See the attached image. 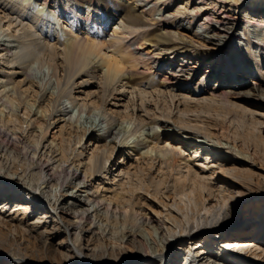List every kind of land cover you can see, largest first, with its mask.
Wrapping results in <instances>:
<instances>
[{"label": "bare ground", "instance_id": "bare-ground-1", "mask_svg": "<svg viewBox=\"0 0 264 264\" xmlns=\"http://www.w3.org/2000/svg\"><path fill=\"white\" fill-rule=\"evenodd\" d=\"M167 1L172 0H155L148 7L150 0H137L135 6H141L146 21L153 23L155 15L162 16L158 4ZM198 3L191 15L176 17L175 26L149 40V29L131 26L126 14L116 17L110 37L98 38L110 20L103 12L95 13L104 25L95 26L93 37L73 32L71 20L67 24L72 30L65 24L69 31L59 29V13L56 17L52 9L46 14L42 8L36 10L32 0H0V71L6 68L14 82L9 86L0 77V99L18 100L12 104L16 109L0 106V116L26 145L17 156L0 146V264H264V207L259 215L253 209L264 200V173L257 182L240 170H232L229 178L221 176L228 169L218 160L225 156L209 149L212 140L222 152L233 147L221 146L222 137L210 131L211 116L204 115L208 110L191 108L192 102L176 87L153 90L151 83L131 84L123 57L114 56L147 44L138 63L143 59L156 66L169 64L168 73L177 78L173 65L181 60V72L195 77L202 61L216 53L211 45H230L238 37L232 11L251 5L250 26H264V0ZM209 7L213 11L206 12ZM86 9L93 11L89 3ZM195 22L200 28H194ZM37 26H47L66 39L58 38L59 44L48 41ZM89 26L88 30L94 27ZM106 49L115 53L107 55ZM190 49L194 57H203L194 65ZM36 67L55 78L56 90L30 80L27 73ZM225 69L214 75L206 70L202 77L215 78L216 90L195 101L208 102L209 109L222 101L224 108L240 110L252 120L250 129L255 132L257 115L264 116L255 108L264 106L255 100H264V82L249 88L242 75L231 79ZM233 81L241 87L228 89ZM218 91L238 101L221 100ZM27 95L31 105L22 102ZM84 115L95 118L84 122ZM17 122H27V129ZM176 123L180 129H175ZM246 123L238 118L233 125L240 130ZM117 151H124L125 157L113 164ZM203 156L206 164L200 170L193 159ZM125 159L132 162L125 165ZM255 186L259 192L251 191ZM243 211L249 212L246 224L239 231H227L231 219ZM253 226L256 233H248Z\"/></svg>", "mask_w": 264, "mask_h": 264}, {"label": "rangeland", "instance_id": "rangeland-1", "mask_svg": "<svg viewBox=\"0 0 264 264\" xmlns=\"http://www.w3.org/2000/svg\"><path fill=\"white\" fill-rule=\"evenodd\" d=\"M33 1H34V5H36L37 7L33 5ZM70 1H73V3H76L77 5L72 6L71 4H68ZM70 1H68V0H36V1L32 0L31 5H33L36 10L38 8H40L39 10L43 9L42 12H44L45 14H46L47 10L51 11V9L53 12L56 11V12H54L55 14L59 13V17L61 19L60 22H62V24H59V25L57 24L59 29L61 27L62 28L65 27V26L69 27V25L67 23L69 20H71L72 22L74 21L75 26L73 27V30L71 29V27H69L70 30H72L73 32L79 33L80 35L87 33L88 35L93 36V37L95 36V33L97 32V31L95 32V30H97L96 27H98L99 25L100 26L104 25L103 21H101L102 18L99 15H96L95 13L98 12V14H100L103 12L102 14H105L106 17H108L110 20H109L108 24H105L106 26H104L106 29H104V32L102 33L103 35H98V38H101V36H103V37L105 36L106 38L110 37V35L114 32L115 23L118 21V18H116V17H121L124 14H126L128 17L130 16L128 18V21H129L131 26H134V25L139 26L141 31L149 29L150 35H148L147 38L149 40H155L154 38L156 37V35L157 36L160 34L164 35V30L167 29V27L175 26V23H177L176 17H177V19H179L182 16H186V15L188 16L189 13L193 12L195 6L197 4H199L198 0H195L196 4H192L190 2L186 4L187 0H172V1H167L166 3L160 2L158 5H159V9L162 8V10H161L162 16H160V14H157L153 17L154 18L153 23H148L146 21V16L141 11L142 10V8H140L141 6L140 7L135 6V4H137V0H70ZM139 1L144 2V0H139ZM154 1L150 0V4L148 5V7L151 6ZM87 3H89L92 6L93 11H91V12L86 11L85 12V10H87L86 9ZM78 4L81 6L80 8L78 7ZM200 5H203L206 7L208 6V4L206 5V3L200 4ZM209 8H207L206 12L213 11L212 8H210V9ZM54 9H57V10H54ZM157 9L158 8L155 9L156 13H157ZM251 12H252V6L251 5L246 6V7H239V9H237V11H232V15L234 16V18L237 17V20H238V22L235 26L236 32L239 34L238 37L234 40V42H230V45H223V46L211 45L210 48H213L216 51V53L214 54V56L212 58L209 57V58H206L205 60L202 61V64L199 68V69H202V71H200V73H198L195 77H193V74L188 76V73L183 74L181 72V68H180L182 65L181 60H177L176 62L174 61V65H173V66H175V69L178 70L176 73L177 78L176 77L172 78L171 74L168 73L169 68L171 67V65H169V64L165 65L164 67L162 65L156 66L152 62L150 64H147V62H144L143 59H140L139 63H138L137 58H139V53L141 52V50H144V51L147 50L146 49L147 44H143L142 46H140V48H139L140 50L138 49L139 52H137L138 51L137 48H134V46H132L131 50L128 53H124L121 55L115 54L114 56L123 57L125 69H127V72L130 76L129 77L130 79L128 78V80L131 84L137 85V86H139V85L142 86L145 83H148V84L151 83L153 85V86L151 85L153 90L156 87L159 88V87L166 86V85H170L174 88L176 87L177 89H179V91L181 93H183L184 95L187 96V102H190V101L192 102L191 108L195 107L199 110H202V109L208 110L207 113L204 112V115L206 114V117L211 116L210 117L211 119L209 118V120H210L209 124H211L210 125V131L215 132L217 134V136L219 135L218 136L219 138L222 137L220 139L221 146H223V147L224 146H232L233 147L232 148L233 150L223 148L224 151L222 152L221 149L217 150V148H220V147H215L214 145H216L217 143L214 139L212 140L214 142L213 147L211 145V147L209 149L217 155H220L222 153L223 156H225L224 157L225 159L218 160L221 164H224L225 169L226 168L228 169L227 173L226 172L222 173L221 176H223L224 178H229L230 175H232V173H231L232 170H235V172L240 170L242 173H246V175L249 174L252 177L255 176V181L257 182V180L259 181L260 178H263L262 173H264V116L261 114L257 115L256 122H259V123L257 124L258 125L257 131L255 130V132L257 133L256 134L254 132L253 128H252L253 129L252 131L250 129L251 128L250 124L252 123V120L248 121V118H249L248 116L244 117V114H242L240 110L239 111H232V110L230 111V108H224L223 107L224 104L221 100H223V99L228 100L229 99L230 101H236V100L238 101V99L235 98L234 96L233 97L228 96V95L224 94L223 92L219 93L220 91H218V94L219 95L221 94L220 96L218 95V97H220V99H221L220 100L221 102H217L216 104L214 103L215 105L213 104V106L210 105L212 109H209L210 107L206 106V105H209L208 102H207L208 104L202 103L201 102L202 100H201L200 101L202 103V105H201V103L199 104V102L195 101L197 98L202 97V96L207 95V94L210 95L213 92V90H216V88H214V87H217L215 78H213V77L210 78L208 76L202 77V75H205L206 70H211V72H213V75H214L215 72L222 71L224 68H226L225 71H228L227 75L231 76V79H237L238 77H240V75H242L243 79H245L249 82L248 83L249 88L254 87L255 82H258V83L264 82V63L261 61V60H264V26H260V25H257V26L254 25L253 27L250 26L249 20L252 19ZM86 14H88V15H86ZM167 14H168V17H167ZM57 15L58 14H56V17H57ZM189 15H191V14H189ZM72 16H74V17H72ZM97 19L99 21H97ZM53 23H54V21L51 20L50 24H53ZM89 23H91V24H89ZM64 24H65V26H64ZM89 25H92L94 27L96 26V27L95 28L91 27L88 30V28L90 27ZM66 27L64 28L65 31H69L68 29L66 30ZM39 28L40 29L42 28V29L39 30ZM99 28L102 29V27H99ZM171 28H168V29H171ZM194 28L195 29L200 28V23L195 22ZM64 29H63V32H64ZM37 32L42 37H44L46 40L52 41V42H58V44L60 42L58 38H60V40L66 39V37H64V38H63V36L57 37L55 34L51 33L48 30L47 26H42V27L39 26L37 29ZM71 34H73V33H70L69 36H67V37H70ZM135 35H136V33H135ZM165 37L168 39L172 38V36L170 34L165 35ZM136 38H134V39H136ZM130 39L131 38H129V40ZM130 41L136 42V40H130ZM8 44L10 46V43H8ZM167 45H168V47H173L174 42L168 43ZM198 45H199V43H198ZM109 50L110 49H106L107 55L108 54L111 55V54L115 53V52L109 51ZM188 54L190 55V57H192L194 59V60H191L192 65L197 63L195 59H197V60L203 59L202 56H195V57L193 56L194 49H190ZM168 56L170 57L171 55H167V56L164 55L163 57L166 58ZM243 60H248L249 62H243ZM28 68H29V65H27L25 67V72H27ZM35 69L36 70H34V71L30 70L27 73L30 80L33 83H35L36 85H41L43 87H49L51 89V91L56 90L55 78H53L50 75L48 76L47 74H44V72L39 70L37 67ZM7 71L8 70L6 68L1 70L0 71V77L4 78V80L6 81V84H8L9 86H13L14 82L10 78H8ZM91 79H93V78H91ZM95 80L98 81V79H95ZM79 81H81V79H79ZM93 82H94V80H93ZM198 82H200V83H198ZM226 87H228V89H230L232 87L240 88L241 85L237 84L236 81H233V83L227 84ZM93 88L96 89V86H94ZM196 88L201 89L202 92L199 94H196V91H195ZM86 90H88V88H85V91ZM4 100L5 99H3V100L0 99V104H1L0 106L1 107L4 104H8V105H10L8 107V110L12 109V108L16 109L15 108L16 106L13 107L12 104H17L18 100L14 99L13 101L10 100L9 102L6 101L5 103H3ZM255 100H259L258 102H260V104L264 103V100L261 98H257ZM239 101L243 102V100H241V99ZM249 101H250V99H249ZM22 102L24 105H27V104L31 105V103H33L31 97L28 95L23 96ZM195 102H196V104H195ZM224 102L226 105V101H224ZM183 107L189 108L188 103L187 104L185 103V105ZM255 108L259 109V111L264 113V106L262 107L259 105V106H255ZM76 111L77 110L75 109L74 110L75 114H77ZM85 116L86 115H84L82 117V121H84V122L91 121L95 118L92 116L85 118ZM238 118L241 120H245L247 122L245 124V126L241 127V129H240L241 131L239 129L237 130V127L234 126V125H237ZM1 119H2V116H0V146L6 145V147L9 148V152L12 155L17 156L19 153H22L24 151V149L26 148V145H25L23 139H20L19 137H17V135H15L12 130H10L11 128H9V125H7V122L3 121ZM235 119L237 122L235 121ZM235 122H236V124H235ZM176 124H177V126L175 127V129H180V127L182 125L180 123H176ZM194 124H196V125L199 124V126L203 127V124L200 122H198V123L194 122ZM218 125H220V126H218ZM17 126H19L21 129L25 130L28 127V123L27 122H25V123H23V122L18 123L17 122ZM228 127L229 128L233 127L235 129H233V128L229 129ZM232 131H235V132L233 133ZM228 132H229V134H228ZM253 134H255V137ZM180 136H183V135H180ZM251 136H253L254 138ZM94 137H95V145H96V143L99 140L98 133H96L94 135ZM224 137L227 139H225ZM229 137H231V138L229 139ZM178 138L180 139V137H178ZM109 139H111V138H109ZM171 139H172V137H169L168 140H171ZM248 141H249V143H248ZM251 141L253 142V144L251 143ZM234 142L236 143L237 146L235 145ZM228 144H231V145H228ZM246 145H249V146L246 147ZM140 146H143V144H140ZM218 146H220V144H218ZM246 148H248V149L250 148L249 151H248V149L246 150ZM204 153H208V152H204ZM249 153H250V155H249ZM123 157H125L124 151L115 152L114 157H113V164H115L116 161L118 162V160H120V159H124ZM195 158H197V160L193 159V162L194 163L197 162V164H198L197 168L202 170V167L206 164V162H205L206 157L203 156V157H195ZM125 161H126L125 165H129L132 162L131 159H125ZM122 167L123 166L121 165L120 168H122ZM116 168H117V165L114 166L113 170H117ZM120 168H119V170H120ZM248 183H251V181ZM259 190L256 188V186H255V189H251V191L255 192V193L259 192ZM242 195H244L242 197L247 196L246 193H244ZM263 207H264V200L260 201L257 205H255L253 207L255 214L259 215V213L262 211ZM245 214H247L248 216L241 218ZM248 217H249L248 211H243V212L237 213L236 217L231 219V223L227 226V231H232V230L233 231H239V227L241 228V226L246 224ZM256 229H257L256 226H253V228H251V230H249L248 233L254 234V233H256ZM235 233H237V232H235ZM217 238L218 237H215L214 240L216 242H219V239H217ZM214 240H211V241H214ZM215 250L217 251V249H215ZM171 258H174V257H171ZM165 264H169V263L167 262ZM171 264H173V263H171Z\"/></svg>", "mask_w": 264, "mask_h": 264}]
</instances>
